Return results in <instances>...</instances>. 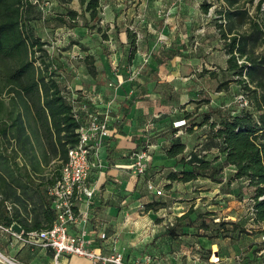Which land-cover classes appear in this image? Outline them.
<instances>
[{"label":"trees","instance_id":"16d2710c","mask_svg":"<svg viewBox=\"0 0 264 264\" xmlns=\"http://www.w3.org/2000/svg\"><path fill=\"white\" fill-rule=\"evenodd\" d=\"M77 1L80 10L67 9L65 14L57 17L69 28L76 26L78 16L87 23L88 20L96 19L99 14L100 0ZM241 1L221 0L222 20H219L217 28L228 54L225 70L236 77L235 81L243 88V92L239 94L245 96L249 105L239 107L236 102L235 107L229 108L227 112L220 109L204 112L200 126L204 125L203 129L206 128V138L205 146L203 143L201 146L209 150L208 144L215 143L216 152L210 154L207 150L201 158L186 160V149L199 144L185 149V144L180 140L172 142L166 150L167 155H181L178 161L187 164V169L171 170L167 178L187 182L203 176L213 182H223L224 169L232 167L234 171L226 183L230 184L231 180L243 182L252 189V195L247 197L249 211L252 212L249 218L257 227H263L259 231L264 232V197L259 199L264 195V0L256 1L253 16H249ZM32 5L29 0H0V79L4 86L9 87L8 93L13 95V99H19V104L14 105L15 114L5 112L0 115V223L12 225L15 230L24 232L49 228L54 221L56 213L47 189L58 179L69 148L78 141L76 130L81 125V121L74 117L72 106L54 77V72L48 70L46 58L49 54L43 48L46 42L36 36L28 24L24 10ZM209 7L210 3L202 2L203 13L208 12ZM243 27L245 28L241 29ZM133 36L135 38L134 34ZM133 36H130L131 46L134 45ZM178 53V50L172 51L170 59ZM132 54L133 49L130 56ZM238 59L242 61L239 63ZM91 74L94 75L95 72L92 71ZM211 75L214 73L211 72ZM81 91L82 89L78 93L79 98H83ZM113 111L112 116H115ZM23 112L29 113L34 122L31 136L41 147L44 163L48 166L51 160L57 161L54 169L40 180L35 177L40 160L27 132ZM213 115L218 119L214 120ZM188 117L184 116V119ZM116 122L114 121L115 125ZM186 122L183 127H190L189 129L197 125L189 121V118ZM114 123L111 128L115 127ZM174 128V131L178 130ZM6 138L15 140L16 151L23 156L21 163L16 160L18 153L14 154L15 149H7L4 141ZM107 157H110V153ZM162 186L164 190L168 185ZM11 197L13 200L8 199ZM7 200L14 204L10 212L4 206V201ZM158 203L153 200L145 207L149 210L159 205ZM193 213L194 210L190 207L180 216H174L172 225L169 222L167 224L166 233L175 237L187 233L191 228H207L201 215L192 217ZM94 216L96 210H93L91 219ZM226 224H230L232 229L245 232L238 220L221 222L222 226ZM21 249H17V252ZM48 256L49 254L42 256L43 260L40 261L46 262ZM261 257L264 258V254Z\"/></svg>","mask_w":264,"mask_h":264},{"label":"crops","instance_id":"0c3cea01","mask_svg":"<svg viewBox=\"0 0 264 264\" xmlns=\"http://www.w3.org/2000/svg\"><path fill=\"white\" fill-rule=\"evenodd\" d=\"M101 2L105 15L101 22L105 23L107 33L104 39L108 42L110 52L106 54L103 50L105 55L100 60V68H96L100 73L96 72L94 79L102 74L108 76L107 72H111L114 84L117 85L113 89L108 85L110 81L105 85L97 84L93 78L79 84L75 80L73 85L77 94L89 84L90 91L101 93L105 99L115 98V116H112L111 124L118 121L117 125L113 124L115 127L111 128V137L109 136L110 139L106 140L101 150L103 172L99 174L95 171L88 179L89 183H97L90 205L91 216L93 210H96V216L89 221L91 225L88 223V228L94 235L99 231H105L109 238L117 235L118 239L112 238L108 243L110 246L115 244L123 252L126 247L138 246L142 241H152L153 233L158 230L157 223L152 224L147 218L151 216V209L133 211L127 221L123 222L125 211L123 207L119 209L123 201L133 199L134 207L153 201L152 198L143 200L144 197L155 194L147 189V183L144 186L147 195L142 194L139 186L141 176L147 182L150 180L157 185H168L165 188L167 204L159 210L167 208L175 216L186 212L192 203L193 208L197 207L200 199L207 200L213 196L233 197L236 190L234 186L239 182L231 180L230 184L226 183L234 171L232 167L224 169L226 175L223 182H213L207 177L202 181L198 179L201 176L187 182L167 178L171 170L187 169V164L178 161L181 155H167L169 145L180 140L186 149L190 146L189 138L192 135L203 133L204 136L206 132L204 125H194L191 129L183 127V133L176 135L177 129L174 131L173 121L204 113L213 100L200 104L199 91L216 81V69H225L227 66L226 60L222 66L215 59L207 57L210 48H203V45H207L205 41L214 39L217 34L215 29L203 26L206 20L201 9L194 7L196 0ZM162 8L169 10L166 22L158 13ZM137 33L140 37H137ZM130 36L135 39L132 46ZM190 40L193 44L191 47ZM132 49L133 54L130 56ZM174 50L179 53L170 59V53ZM214 52L215 50H211L212 55H215ZM133 70L137 74L130 78ZM211 72L214 73L213 76ZM94 86L97 87L96 90L93 89ZM71 93L73 92L68 95ZM148 121L152 124L147 129ZM208 146L209 152H216L215 143ZM140 149L147 150L149 164L146 174L135 175L130 167L131 159L128 154ZM109 153L110 157H107ZM196 183L202 184L199 186ZM189 199L193 200L188 202ZM176 209L180 210L176 212ZM156 213V217H163V213ZM142 228L146 233L139 236ZM184 234L175 237L183 238ZM166 235L172 243L173 237ZM93 247L103 252L109 248L107 243L98 240H94ZM12 253L11 251L10 255H15ZM67 261V258H62L61 263L67 264Z\"/></svg>","mask_w":264,"mask_h":264},{"label":"rangeland","instance_id":"374dc122","mask_svg":"<svg viewBox=\"0 0 264 264\" xmlns=\"http://www.w3.org/2000/svg\"><path fill=\"white\" fill-rule=\"evenodd\" d=\"M46 1H48L50 5L45 9L46 12H44L41 7L44 6ZM203 1L210 3L208 12L203 13L206 20L203 26L209 27L213 30L215 29L217 34L214 39L205 41L207 45H203V48H210V53H208L207 57L212 60L215 59L220 65L224 66L228 54L225 51L224 39L220 36L217 28V24L222 18L220 17V12L222 11L223 4L221 0H196L197 4L194 7L201 9ZM256 1L257 0H253V2H247L246 0L241 1V4H244L247 8L249 16L255 14ZM39 2V5L33 4L26 11L24 10V14L28 18V24L32 27L34 34L46 42L43 48L49 54V57L46 58V62L49 66L48 70L54 72V77L59 81L64 94L68 96L71 91H77L74 89L73 85L75 80L79 84L80 82L90 80L89 78L94 79L95 74H91L92 71L100 73L96 68H100V60L105 55L103 54V50L106 51V54L110 52L108 42L104 39V36L107 35L105 32V23L101 22V18H105L104 8L103 6H100L98 17L94 20H88L87 23H84L83 18L78 16L77 24L73 28L74 34L70 37V41L57 47L54 43L55 30L68 27L67 25L62 24L57 17L65 14L67 9L80 10L78 1L39 0ZM262 8H264V3L262 4ZM165 12L164 8H162L161 11H158L159 15L161 14L163 16L164 22H166L169 17V14L165 16ZM244 28L245 27L241 29ZM211 34H213V31ZM189 45L190 47L193 45L191 40ZM211 50H215V55L211 54ZM36 64L38 65L37 62ZM40 66L42 67L41 64ZM107 73L109 74L108 76H105L104 74L99 75L94 81L97 84L104 85L110 81L113 85L111 87L114 89L117 85L114 84V75L111 72ZM216 74V81L203 87L202 90L199 91L201 99L198 102L200 104L209 103L213 100L203 112L219 109L227 112L229 108L231 109L235 107L237 100L236 96L243 92V88L235 81L236 77L231 75L229 71L223 69V67H219V70L216 69ZM88 85L83 88L90 90V86ZM71 88L73 90H71ZM93 89L96 90L97 87L94 86ZM8 91L9 87L4 86L0 79V115H4L5 112L16 113L14 105L19 104V99H13V95L8 93ZM228 105L229 107H227ZM113 107H115L114 104ZM201 115L202 114L195 115L194 117L190 116L191 118H189V121L200 125L202 120ZM22 116L27 132H29L31 136L34 126L31 115L23 112ZM212 118H214V120L218 119L216 115H213ZM205 138L203 133L201 135L197 133L196 135H192L189 138V147L202 143L205 146ZM31 140L35 148L36 156L38 157V160H40L35 175V177L40 180L42 177L47 176L51 169H54L57 161L53 159L49 162L50 165L47 166L44 163L45 161L41 155V147L39 148L38 142L35 141L32 136ZM4 141L9 151L12 148L15 149L14 154L18 153L16 160L18 163H21L23 156L21 157V152L16 151L15 140L13 138H6ZM210 154H212V152H210ZM223 175H226L225 171ZM198 179L202 181L205 180L203 176ZM146 183L147 181L144 176H141L139 179V186L144 195H147L146 190L148 188L145 189L146 187H144ZM196 184L200 186L202 183ZM234 188H236V190L233 197L228 198L222 196L219 198L213 196L207 200L200 199L195 208H193L194 203H192L190 206L194 210L192 217L200 214L201 219L204 220L207 228H191L184 234L183 238H171L173 239L172 243H170V238L166 235V230L169 222L168 219L175 215L169 211L159 210V208L166 206L167 204L166 190H163L162 195L155 194L144 197L143 200L152 198L154 201L159 202V205L151 209V216L147 217L152 224L157 223L158 230L153 233L152 241H142L138 246H131L123 249L127 264H264V258L261 257L264 254V232L259 231L263 227H257L249 218L251 214H249L250 204L248 203L247 197L252 195L253 191L244 183H237ZM8 199L13 200L12 197ZM192 200L193 199H189L187 201L189 202ZM133 201V199H126L120 204L121 206L119 209H122L123 207V210L125 211L123 222L127 221L128 216L133 211L147 210L145 207L147 203H141L134 207L132 204ZM1 204L0 200V207ZM179 210L176 209L175 211L177 212ZM156 212H166V215L165 217H156ZM246 214H248V216H246ZM228 215L233 217H228ZM226 220L240 221L245 232H240L238 229H232L230 224L222 226L221 222ZM120 221L121 220H119V222ZM89 225H91V223H89ZM145 233L146 230L142 228L138 235H144ZM116 236L117 235L110 237L108 241L105 242L108 244V251L111 247L108 242H111L110 239L112 238L118 239ZM156 238L157 241H155ZM182 249H184V252H182ZM11 251L13 252L12 254H15L16 252V255H14L13 258L19 262L36 263L43 260L42 253L39 250H29L24 247L17 252L15 247H10L9 249L7 246V237L0 236V252L10 255ZM147 257L149 258L148 262L145 260ZM67 259V264H92L89 259L76 255L67 256ZM0 264L3 263L0 262Z\"/></svg>","mask_w":264,"mask_h":264},{"label":"built area","instance_id":"2783aa9c","mask_svg":"<svg viewBox=\"0 0 264 264\" xmlns=\"http://www.w3.org/2000/svg\"><path fill=\"white\" fill-rule=\"evenodd\" d=\"M29 1L32 4H40L39 0ZM101 1L100 6H103ZM49 5L50 3L46 1L41 7L42 11L46 12L45 9ZM165 11L166 16L169 14V10ZM54 34V43L58 47L70 41L74 30L69 27L59 28L55 30ZM137 37H140V34L137 33ZM241 61L238 59L239 63ZM136 74V70L131 71L130 78ZM108 85L112 86L111 83ZM81 92L83 98H79V94L76 92L67 96L72 106V113L77 120L81 121V125L76 130L78 141L69 148L67 158L60 167L58 179L47 189V194L56 213L51 226L46 229L24 232L23 230H15L12 225L5 226L0 223V236L7 237L8 248L37 249L42 252L43 257L49 254L46 262L23 263L16 261L13 258L14 255L0 252L18 264H62L61 258H67L71 255L85 257L92 264H127L123 252L115 244L106 252L93 247L94 240L106 242L109 236L105 231H99L96 235L91 234L88 228L91 219V199L97 186L96 182L89 183L88 179L95 171L99 174L103 172L101 150L111 133L110 125L115 98L105 99L101 93L89 92L85 89H82ZM236 99L239 107H248L249 103L243 94L237 95ZM151 124L152 122L148 121L146 128L148 129ZM186 124L184 118L173 121V126L178 128L176 135L183 132L182 127ZM206 153L207 150L199 144L186 149L185 158L186 160H193L194 158H201ZM128 156L131 159L130 167L135 175L146 173L149 164L147 150H133ZM147 188L154 194H163L162 185L148 181ZM263 197L264 195L260 196L259 199ZM4 206L10 212L14 204L7 200L4 201ZM161 210L167 211V208ZM165 215L166 212H163L162 216L165 217ZM173 218L168 219L170 225L173 223ZM145 260L148 262L149 258L147 257ZM0 262L7 263L1 257Z\"/></svg>","mask_w":264,"mask_h":264},{"label":"bare ground","instance_id":"6f19581e","mask_svg":"<svg viewBox=\"0 0 264 264\" xmlns=\"http://www.w3.org/2000/svg\"><path fill=\"white\" fill-rule=\"evenodd\" d=\"M0 257L2 259H4L7 263L9 264H18V262L14 261V260H11V259H8L7 257H5L3 254L0 253Z\"/></svg>","mask_w":264,"mask_h":264}]
</instances>
